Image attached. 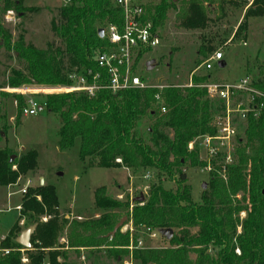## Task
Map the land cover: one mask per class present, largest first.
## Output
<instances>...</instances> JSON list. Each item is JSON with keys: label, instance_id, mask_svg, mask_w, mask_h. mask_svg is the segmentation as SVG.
Wrapping results in <instances>:
<instances>
[{"label": "trees", "instance_id": "trees-1", "mask_svg": "<svg viewBox=\"0 0 264 264\" xmlns=\"http://www.w3.org/2000/svg\"><path fill=\"white\" fill-rule=\"evenodd\" d=\"M23 1L0 0V43L24 63L23 71H15L7 78L6 87L68 85V76L73 73L99 71L93 57L107 46V42L98 37L97 31L108 24L119 29L122 25V11L114 5V0H66L51 24L59 46L49 44L46 50L26 45L22 38L12 43L9 32L1 25L2 16L9 10L17 16L32 11L23 6ZM246 5L247 0H189L180 14V25L185 29L203 30L208 24L222 20L227 6L243 9ZM173 6L172 0H160L150 15L143 7L153 32H158L157 28ZM216 10L218 15L210 19L207 12ZM261 17H264V0H253L235 35L246 32L248 19ZM151 50L139 52L135 68ZM211 50L209 45L202 46L198 54L204 55ZM251 69L247 66L248 73ZM253 70L257 74L255 79L250 78L251 87L261 96H252L255 110L246 115L243 139L237 141L233 154L234 163L225 166L224 176L222 164L212 163L209 195L201 197L200 203L191 198L184 167L187 164L200 168L206 165L199 159L200 152L197 149L189 151L188 144L200 136L215 135L216 120L222 118L220 112L224 113L223 102L209 100L206 90L200 87L213 82L209 74L194 77L187 88H131L117 95L101 89L93 98L76 93L42 98L44 109L57 115L61 123L58 149H70L77 142L78 159L86 170L149 169L156 173L158 182L149 188L142 203H133L131 211H127L128 202L117 201L108 196L104 188H98L93 194L94 208L102 212L101 216L71 222L59 218L53 186L27 188L21 198L19 214L24 228L36 227L30 238L31 248L24 249L16 243L22 230L16 223L0 242V264H63L59 258L64 254L54 246L64 228L67 246L76 249V253L82 248L105 246L112 257H130L140 264H264V60L255 61ZM156 96L160 102L156 101ZM12 98L17 101L19 117L26 106L25 98ZM144 115L154 119L147 140L136 135ZM0 118L5 116L0 114ZM1 136L0 132V139ZM37 169L36 150L29 149L15 157L9 149L0 148L1 187L14 185L20 177ZM162 178L175 183L174 192L163 187ZM246 192L248 209L243 208L237 198ZM114 209L127 212L119 215ZM243 210L247 216L241 227L242 234L237 237L240 252L237 256L232 235ZM44 216L49 217L45 223L41 221ZM122 216L131 222L134 235L130 237L128 231L121 233L119 230L110 237ZM192 228L198 230L196 235H189L188 230ZM145 230H177V233L168 241V248L145 246L130 252V241L136 244ZM211 247L218 249L214 256L207 253ZM4 250L9 253L2 254ZM190 254L195 255L194 260L189 258ZM23 256L27 263L21 262Z\"/></svg>", "mask_w": 264, "mask_h": 264}, {"label": "rangeland", "instance_id": "rangeland-1", "mask_svg": "<svg viewBox=\"0 0 264 264\" xmlns=\"http://www.w3.org/2000/svg\"><path fill=\"white\" fill-rule=\"evenodd\" d=\"M189 0H177L173 3V8L167 13L166 19L157 28L159 45L151 52L145 54L139 61L137 75L148 87H190L191 79L203 77L207 74L210 80L219 84H235L244 78L256 77L253 70L255 61L264 60V17L250 18L246 22V32L235 35L237 28L243 21L246 9L253 0H247L245 8L227 6L225 17L201 29H185L180 25V14L183 12L185 3ZM113 2V0H112ZM160 0H141L148 14H152L154 8ZM66 4V0H24L23 6L32 9L24 12L15 19L6 22L4 15L1 18V25L9 32L11 42L15 43L22 38L24 44L32 45L36 49L46 50L49 44L59 46L51 30V24L56 18L59 7ZM214 9V8H213ZM12 11V10H9ZM208 17L215 19L218 15L217 10L213 13L208 11ZM209 45L212 50L206 54H198L200 47ZM221 53L225 62L222 70L215 67L210 72L203 69L202 64L211 56ZM149 67L147 68V64ZM247 66L252 68L249 73ZM24 63L17 58L13 51H7L0 45V114L5 118H0V148L9 149L13 155L19 156L22 152L29 149L36 150L38 153V169L20 177L14 185L9 187L0 186V235H6L18 220V211L15 209L16 200L23 195L19 193L24 188L26 181L30 180L28 187L31 189L40 186V179L43 185H51L55 188L58 198L59 218L68 222L72 220L86 221L97 219L102 212L94 208V191L104 188L108 196L113 197L122 203L128 202L131 211L135 200L142 196L146 197L149 188L158 182L156 173L149 169H85L83 163L78 159V143L70 149L60 151L58 149V131L61 126L59 117L48 113L44 107L34 116L17 117L14 100L12 97H21L17 92L6 87L7 78L15 71H23ZM34 86V85H31ZM30 87V86H24ZM11 89V88H10ZM4 95V97H2ZM46 96V95H45ZM25 98H36L41 104L44 95L34 91L26 92ZM252 104L250 95L237 92L233 97L229 109L234 111L238 105L247 109ZM225 111L223 114L224 115ZM233 127L236 130L235 139L230 142L229 147L225 146L221 150L218 163H223V157L228 154L232 157L237 141L243 139L246 127V119L241 118L237 113L230 115ZM154 119L144 115L136 129V135L147 140L148 129L151 128ZM168 133V131H166ZM199 159L204 160V154H199ZM118 161V160H117ZM217 164V163H216ZM219 165V164H217ZM184 171L187 176V184L190 186V195L194 202L200 203L201 197H207L210 191L209 174L202 171L199 166L186 165ZM165 189L175 191V183L165 178L161 179ZM202 185L205 188L202 189ZM13 196L6 200L7 193ZM243 208H249L247 192L237 196ZM245 198V199H244ZM8 209V210H7ZM119 215H125L126 210L114 209ZM246 211L243 210L238 215L236 230L232 235V244L235 246L234 254L239 255L237 237L242 234V224L246 220ZM126 218L125 216H122ZM121 217V218H122ZM48 216L41 217V221H48ZM122 218V219H123ZM133 228L131 222L124 221L121 233ZM26 229V228H25ZM35 232V231H34ZM173 234L177 230H172ZM134 231L132 235H134ZM189 235H196L198 230L192 228L188 230ZM34 234V233H33ZM32 234V235H33ZM66 230L59 234V239L54 249L60 255V262L63 264H140L139 261L130 257L114 258L109 254L105 246L98 248L79 249L76 253L73 248H68L65 239ZM31 235V236H32ZM130 232V237H132ZM31 238V237H30ZM132 240V239H131ZM142 244L152 249H162L170 247L169 240L159 236L149 238L147 234L140 235ZM218 249L209 248L207 253L210 256L217 254ZM131 252V251H130ZM64 257V258H63ZM191 260L195 255L190 254Z\"/></svg>", "mask_w": 264, "mask_h": 264}, {"label": "built area", "instance_id": "built-area-1", "mask_svg": "<svg viewBox=\"0 0 264 264\" xmlns=\"http://www.w3.org/2000/svg\"><path fill=\"white\" fill-rule=\"evenodd\" d=\"M114 5L122 11V25L118 27L108 24L103 29V40L107 42V46L93 57L97 63L99 71L95 73L91 70H85L82 73H73L68 76L70 84L57 86H21L14 88L20 96L24 97L26 92L34 91L40 95H65V94H83L88 98H93L101 89L109 90L113 95H117L131 88L145 89L148 86L137 75L138 66L135 68V61L141 50L151 48L152 50L159 45L158 32H153L151 21L145 19L144 5L141 0H114ZM6 22L13 21L15 14L13 11H7L4 15ZM151 50V51H152ZM147 54V53H146ZM145 55V54H144ZM143 55V56H144ZM223 61L221 53H217L204 61L202 67L205 71H211L219 62ZM139 64V63H138ZM191 86V84L189 85ZM206 90V95L209 100L222 101L225 114L222 118L216 120L215 135L200 136L188 144V150L197 149L204 154V162L206 165L202 168L203 172L210 173L213 171V162H217L220 158L221 150L235 139L236 130L231 121V114L237 113L241 118L246 119L248 112L254 111L252 96H261L251 87V79L244 78L237 81L235 84H219L210 82L200 86ZM162 88V87H157ZM247 93L250 95L252 104L247 109H243L238 105L236 110L229 109L230 104L235 94ZM25 98V97H24ZM157 102H160L159 96L155 97ZM26 106L22 109L21 115L24 117L34 116L40 108H43L41 103L36 98H25ZM14 108H17V101L13 103ZM162 113L164 109L161 108ZM232 163L231 155L223 157L222 175L224 176V168ZM221 164V163H220ZM29 183V182H27ZM26 183V184H27ZM27 185L20 189L19 193L24 195L27 190ZM129 233H133V228H130ZM149 238L159 236L158 231L145 230ZM141 240H137L136 244L130 241L128 249L130 251L144 248ZM22 252V251H21ZM2 254H8V250L1 251ZM22 263H27L26 256L21 259ZM44 264H48L45 262Z\"/></svg>", "mask_w": 264, "mask_h": 264}, {"label": "water", "instance_id": "water-1", "mask_svg": "<svg viewBox=\"0 0 264 264\" xmlns=\"http://www.w3.org/2000/svg\"><path fill=\"white\" fill-rule=\"evenodd\" d=\"M177 0H172V2H175ZM98 37L100 39L103 38V29H99L97 31ZM1 45V43H0ZM147 68L149 67V63L146 65ZM217 67L219 69H223L225 67V62L221 61L217 64ZM39 110H42V108H40ZM40 186L43 185V181L42 179H40L39 182ZM205 188V185H202V189ZM144 200V198L142 196H140L139 198H137L135 201L138 203H142ZM126 220V218L121 219L114 227V229L112 230V232L109 234L110 237L114 236L123 226L124 221ZM35 226H30L28 228H26L25 230H23L19 236L16 238V243L19 244L20 246H22L24 249H30L31 248V244H30V237L31 235L34 233L35 231ZM159 234L161 237L165 238L166 240H170L173 233L171 230H161L159 231Z\"/></svg>", "mask_w": 264, "mask_h": 264}, {"label": "crops", "instance_id": "crops-1", "mask_svg": "<svg viewBox=\"0 0 264 264\" xmlns=\"http://www.w3.org/2000/svg\"><path fill=\"white\" fill-rule=\"evenodd\" d=\"M27 182L30 183V180H29V181H26V183H27ZM29 183L26 184L27 187H28V184H29ZM24 186H25V185H24ZM8 187L11 188L10 186H8ZM6 188H7V187H6ZM28 188H29V187H28ZM12 197H17V196H13L10 192H8L7 195H6V199H7L6 201L9 202V199H11ZM20 205H21V197H20L18 200H16L15 209H16V211H18V220L16 221V223H18V226L22 229V230H21V232H22L23 230H25V228H24V220H21V219H20V214H19V212H20ZM7 210H8V209H7ZM16 223H15L14 225H16ZM14 225H13V226H14ZM13 226H12V227H13ZM11 229H12V228H11ZM11 229H10V231H11ZM10 231H9V232H10ZM9 232H8V234H9ZM21 232H20V233H21ZM20 233H19V234H20ZM8 234H6V235H0V242H1L3 239H5V238L7 237ZM18 236H19V235H18ZM18 236H17V237H18Z\"/></svg>", "mask_w": 264, "mask_h": 264}]
</instances>
